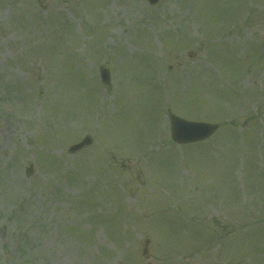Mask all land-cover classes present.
<instances>
[{
	"label": "rangeland",
	"instance_id": "1",
	"mask_svg": "<svg viewBox=\"0 0 264 264\" xmlns=\"http://www.w3.org/2000/svg\"><path fill=\"white\" fill-rule=\"evenodd\" d=\"M0 264H264V0H0Z\"/></svg>",
	"mask_w": 264,
	"mask_h": 264
},
{
	"label": "water",
	"instance_id": "2",
	"mask_svg": "<svg viewBox=\"0 0 264 264\" xmlns=\"http://www.w3.org/2000/svg\"><path fill=\"white\" fill-rule=\"evenodd\" d=\"M154 2L156 0H150ZM109 72L103 70V79L106 82H109ZM173 120V138L178 143L193 142L198 140H203L213 134L218 128L217 125L213 124H198V123H189L180 118L172 117ZM91 143L90 138L84 139L82 142L71 147V151H77Z\"/></svg>",
	"mask_w": 264,
	"mask_h": 264
}]
</instances>
